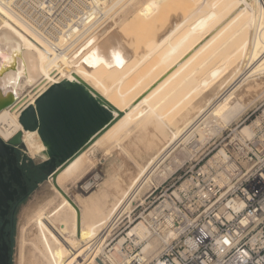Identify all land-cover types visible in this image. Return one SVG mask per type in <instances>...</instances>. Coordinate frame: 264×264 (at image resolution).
Listing matches in <instances>:
<instances>
[{"label": "bare ground", "instance_id": "bare-ground-1", "mask_svg": "<svg viewBox=\"0 0 264 264\" xmlns=\"http://www.w3.org/2000/svg\"><path fill=\"white\" fill-rule=\"evenodd\" d=\"M218 1L212 15L202 18L194 32L179 30L177 18H170L167 27L155 34V53L145 55L135 54L134 48L138 37H147L142 27L150 0H76L60 15H55L59 8L54 0H0V52L4 53L0 59L11 63L0 75V88L16 97L12 105L0 110V138L7 141L22 132L27 154L40 155L45 146L36 131L22 129L19 116L35 106L50 86L61 82L83 86L116 117L54 178L50 176L58 203L53 198L46 201L36 215L52 209V228L63 232L56 233L52 241L45 239L41 225L33 227L32 249L25 252L26 240L21 238L16 264H59L64 255L71 259L68 264H79L103 237L104 231L92 239L91 225L68 193L96 167L97 152L106 156L118 148L128 153L129 141L125 143L124 138L141 127L140 146L134 153L139 167L137 185L147 184L155 175L170 174L171 165L164 162L179 144L196 140L202 145L213 131H220L264 93V0ZM226 31L221 44L236 41L221 62H214L220 44L190 68L189 60ZM220 63V71L213 75L209 69ZM205 66L210 67L200 73ZM23 89L26 93L20 95ZM208 122L212 123L206 127ZM164 128L172 137L166 136ZM253 133V124L238 132L244 138ZM224 154L220 149L214 157ZM125 237L142 242V259L166 241L165 237L151 239L143 221ZM123 242L121 237L108 250L119 257V264ZM37 254L44 260L39 261ZM93 260L92 264H105Z\"/></svg>", "mask_w": 264, "mask_h": 264}, {"label": "rangeland", "instance_id": "rangeland-1", "mask_svg": "<svg viewBox=\"0 0 264 264\" xmlns=\"http://www.w3.org/2000/svg\"><path fill=\"white\" fill-rule=\"evenodd\" d=\"M43 1L45 2V0ZM75 1L54 0V4L56 3L60 10L56 11L55 15H60L61 10L63 11V9L69 7ZM150 1L151 3L147 8L146 15L144 13L141 14L142 16L145 15L143 22L144 28L142 27V30L146 33L147 37H138L139 41L134 48L135 54L143 53L149 55L155 53V34L167 27L166 25L169 23L168 20L170 18H177V27L179 30L184 31L188 28L194 32L200 27L203 19L209 18L212 15L214 8L219 4L218 0ZM131 18L136 19L137 15H133ZM228 32L226 31L223 36L209 43L206 46V51L193 56L189 60V67L191 68L201 61L207 53H211L213 49L220 45ZM133 38L135 37L132 36ZM235 41L231 40L229 43L223 42L220 47L216 48L215 52L217 54L214 56L215 63L216 61L221 62L227 48L233 45ZM153 50L154 52H152ZM220 66L221 63L216 68L213 66L212 70L209 69L210 66H205L200 70V73L205 72V69H209L213 75H216L221 69ZM24 91L23 89L20 95L26 93ZM262 111H264V93L252 104L250 103V105L243 109L230 123L223 126L220 131L217 133L213 131L214 133L202 145L196 140L193 143L186 144V146L179 144L178 149L164 162L165 164L171 165L170 174L163 177L159 175L156 177L155 175L153 176V180H150L151 182L149 181L147 184L141 186L137 185L139 167L137 159L134 156V153L140 146L139 135L142 133L141 127L135 128L124 138L125 143L129 141L127 143L128 153L122 152L118 148L111 150L106 156L100 151L97 152L96 167L75 186H71L68 191L70 197L82 208L85 221L91 225L89 234L92 239L97 238L98 233H102V235L105 233L94 244L91 253L79 264H92L93 259L103 261L105 264H119V257L115 256V258L108 251L106 252V250L116 244L121 237L125 239L126 233L130 228L137 222L142 221V218L150 213L159 201L166 198L168 192L164 190L168 184H182L199 167L212 162L216 158L214 156L220 149L225 154L232 156H237L240 152L246 151L244 140L238 132L246 124L254 125ZM211 123L208 122L205 126L208 125L206 127H209ZM164 132L167 137H172L168 129L164 128ZM134 144L135 147L131 148ZM190 144H194L193 147L196 146L192 151L189 150L192 146ZM257 147L260 148V146ZM34 162L38 163L39 159L35 158ZM39 179L40 182L30 191L16 213L12 253L13 264H16V258L20 252L21 238L26 240L24 244L25 252L32 249L30 242L32 239L31 231L36 225H41L45 230L44 237L46 240L53 241L56 233H59L57 235L60 236V233L63 232L62 230L58 231L52 228L55 225L54 211L52 209L49 208L44 213L41 212L40 215H36L39 208L46 201L53 198V202L58 203V198L54 197L53 191L50 188V176L48 177V174L41 175ZM88 181H90V184L86 185ZM127 192L129 194L126 196ZM151 239L156 238L152 236ZM141 245L142 242L136 245L138 247L126 242L123 245V249L132 250L136 247L140 251ZM160 248L154 251L155 255L159 253ZM154 253H148L145 259L147 261L154 260L156 258L155 255H152ZM68 258V255H64L59 261V264L70 263L71 259L68 261ZM37 259L39 261L44 260L41 254H37Z\"/></svg>", "mask_w": 264, "mask_h": 264}, {"label": "built area", "instance_id": "built-area-1", "mask_svg": "<svg viewBox=\"0 0 264 264\" xmlns=\"http://www.w3.org/2000/svg\"><path fill=\"white\" fill-rule=\"evenodd\" d=\"M242 139L246 151L168 184L166 198L142 218L152 236L166 239L159 254L142 259L141 242L126 237L121 264H264V111L253 136ZM126 242L136 247L123 249Z\"/></svg>", "mask_w": 264, "mask_h": 264}, {"label": "water", "instance_id": "water-1", "mask_svg": "<svg viewBox=\"0 0 264 264\" xmlns=\"http://www.w3.org/2000/svg\"><path fill=\"white\" fill-rule=\"evenodd\" d=\"M11 63L0 59V75ZM13 93L0 88V110L14 103ZM104 102V101H103ZM105 103V102H104ZM112 111L83 86L61 82L50 86L19 116L23 130L36 131L45 150L39 157L48 177L54 178L79 152L115 120ZM22 132L10 139L23 144ZM25 146V145H24Z\"/></svg>", "mask_w": 264, "mask_h": 264}, {"label": "flooded vegetation", "instance_id": "flooded-vegetation-1", "mask_svg": "<svg viewBox=\"0 0 264 264\" xmlns=\"http://www.w3.org/2000/svg\"><path fill=\"white\" fill-rule=\"evenodd\" d=\"M35 158L27 154L23 144L0 138V264H13L16 213L40 176L47 174L48 165Z\"/></svg>", "mask_w": 264, "mask_h": 264}, {"label": "snow or ice", "instance_id": "snow-or-ice-1", "mask_svg": "<svg viewBox=\"0 0 264 264\" xmlns=\"http://www.w3.org/2000/svg\"><path fill=\"white\" fill-rule=\"evenodd\" d=\"M0 55H4V53L0 52Z\"/></svg>", "mask_w": 264, "mask_h": 264}]
</instances>
